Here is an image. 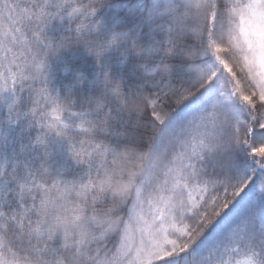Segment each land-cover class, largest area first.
<instances>
[{
  "label": "snow or ice",
  "instance_id": "snow-or-ice-1",
  "mask_svg": "<svg viewBox=\"0 0 264 264\" xmlns=\"http://www.w3.org/2000/svg\"><path fill=\"white\" fill-rule=\"evenodd\" d=\"M0 264H264V0H0Z\"/></svg>",
  "mask_w": 264,
  "mask_h": 264
},
{
  "label": "trees",
  "instance_id": "trees-1",
  "mask_svg": "<svg viewBox=\"0 0 264 264\" xmlns=\"http://www.w3.org/2000/svg\"><path fill=\"white\" fill-rule=\"evenodd\" d=\"M79 64L85 73L90 74L94 70L93 65L90 63L89 59L83 56L80 57Z\"/></svg>",
  "mask_w": 264,
  "mask_h": 264
}]
</instances>
